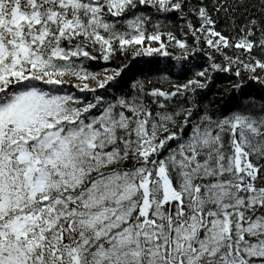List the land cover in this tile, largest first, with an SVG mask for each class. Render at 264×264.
<instances>
[{
  "label": "snow or ice",
  "instance_id": "6c2138e0",
  "mask_svg": "<svg viewBox=\"0 0 264 264\" xmlns=\"http://www.w3.org/2000/svg\"><path fill=\"white\" fill-rule=\"evenodd\" d=\"M0 264H264V0H0Z\"/></svg>",
  "mask_w": 264,
  "mask_h": 264
}]
</instances>
